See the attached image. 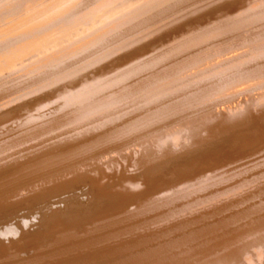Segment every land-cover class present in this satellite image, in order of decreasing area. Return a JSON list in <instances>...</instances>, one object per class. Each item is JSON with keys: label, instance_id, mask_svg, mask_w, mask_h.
<instances>
[{"label": "bare ground", "instance_id": "1", "mask_svg": "<svg viewBox=\"0 0 264 264\" xmlns=\"http://www.w3.org/2000/svg\"><path fill=\"white\" fill-rule=\"evenodd\" d=\"M263 39L264 0H0V264H264V94L214 109Z\"/></svg>", "mask_w": 264, "mask_h": 264}, {"label": "rangeland", "instance_id": "2", "mask_svg": "<svg viewBox=\"0 0 264 264\" xmlns=\"http://www.w3.org/2000/svg\"><path fill=\"white\" fill-rule=\"evenodd\" d=\"M228 10H230V8H228ZM260 43V45H264L263 43H264V39L262 40V41H259V42H257V43H255V44H252L253 45V47H255V48H257V47H259L260 45H258ZM262 43V44H261ZM257 44V45H256ZM251 45V46H252ZM255 45V46H254ZM152 52V50H150L149 52H148V54H150ZM236 53H240V51H237ZM231 55L232 54H234L233 52H231L230 53ZM227 68V67H226ZM251 83H258V81L257 82H255V81H253V82H251ZM250 83V84H251ZM247 85V84H246ZM241 86H243V85H241ZM240 87V86H239ZM238 88V87H237ZM236 88V89H237ZM240 89H242V88H240ZM260 90V89H259ZM256 91V90H255ZM255 91H252V92H250V93H248V94H243V95H241V96H239L238 98H235V99H232L233 101L235 100L236 102L238 101L239 102V104H238V102L236 103V102H233L232 100H229V103L230 104H232V105H230V104H228V102H224V101H220L221 103H218L219 105H216V106H214V109H220V108H227V107H232V108H235L236 107V109H233V111L234 112H237V113H239V109H244L245 107H246V105L244 104V102H242V101H245L246 99L247 100H251V99H255V96H256V98H257V95H260V94H264V86L261 88V90H260V92H262V93H260L259 91H256L257 92V94H255ZM254 92V93H253ZM244 95H245V97H244ZM247 95V96H246ZM243 96V97H242ZM249 96H250V98H249ZM241 97V98H240ZM247 97V98H246ZM218 98V97H217ZM231 99V98H230ZM238 99H245V100H238ZM231 101V102H230ZM243 103H241V102ZM223 103H226L225 105H223ZM222 107H221V106ZM229 105V106H228ZM235 105H237V106H235ZM241 105H242V107H241ZM243 105H245V106H243ZM218 106V107H217ZM237 108H239L238 110H237ZM237 110V111H236ZM212 111H214V110H212ZM260 121V122H259ZM258 123V127H260L261 126V123H262V125H263V127H264V119H257L256 117H254L253 118V120L250 122V126H249V128H250V130H249V128H248V126L247 125H244L243 127L245 128H243L242 126H241V128H239V131H240V133H242V135H241V138L240 139H243L244 137H247V136H250V138L252 139L253 138V136H255V131H253L254 132V134L252 135V133L253 132H249V131H252V130H255V129H253V128H251V126L253 125V123ZM255 123V124H256ZM245 126H247V127H245ZM253 127V126H252ZM262 126L260 127L263 131H264V128H263ZM248 128V129H247ZM245 133H247V134H245ZM228 137H229V139H228ZM225 139H227V140H230L231 139V143H232V145H231V143H228V142H230V141H227V140H225ZM247 139V138H246ZM244 140V139H243ZM220 141H221V143H222V145H221V143H220ZM233 141H235V139H234V137L233 136H227L226 138H222V140L220 139L218 142H216V143H218V145H220V147L215 143V147H214V144H212V145H210V147H209V151H207L208 150V147H206L207 149H204L205 150V152H204V150L202 149V150H199V151H197V152H192V153H188V154H185V156L184 155H182L181 157H182V159L180 160V163L181 162H183V160L184 159H186V160H193V159H195V158H197V157H199L200 155H204V153L205 154H207V153H213L214 152V156L215 157H217V159H219V160H222V159H225V158H229V157H235L237 154H238V152H239V147H235V145L233 144ZM225 142V143H224ZM220 143V144H219ZM223 144H226V145H223ZM218 146V147H217ZM222 146V147H221ZM247 146V145H246ZM246 146H244L243 147V151L244 152H248V151H250V150H252L253 149V147H256V146H258V143L257 144H252V145H250V144H248V147H246ZM211 148V149H210ZM245 149V150H244ZM210 150H212V152L210 151ZM202 151V152H201ZM216 151V152H215ZM201 152V153H200ZM246 152V153H247ZM195 153V154H194ZM263 153V154H262ZM262 153H260V155H258V156H261V154L262 155H264V152H262ZM194 154V155H193ZM209 154H207V155H209ZM190 155V156H189ZM197 155V156H196ZM194 156V157H193ZM180 157V158H181ZM185 157V158H184ZM184 158V159H183ZM191 158H193V159H191ZM185 161V160H184ZM189 161V162H190ZM186 163V162H185ZM184 163V164H185ZM183 164V165H184ZM90 207L91 208V205L90 204H87V207ZM89 207L88 208H86V206L84 207V208H86V209H89Z\"/></svg>", "mask_w": 264, "mask_h": 264}]
</instances>
